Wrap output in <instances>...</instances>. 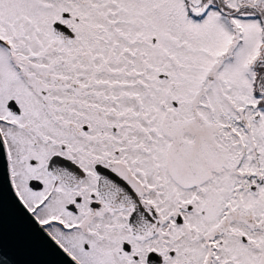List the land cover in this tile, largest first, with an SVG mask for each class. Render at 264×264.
Instances as JSON below:
<instances>
[{
    "label": "snow or ice",
    "instance_id": "snow-or-ice-1",
    "mask_svg": "<svg viewBox=\"0 0 264 264\" xmlns=\"http://www.w3.org/2000/svg\"><path fill=\"white\" fill-rule=\"evenodd\" d=\"M0 264H264V0H0Z\"/></svg>",
    "mask_w": 264,
    "mask_h": 264
}]
</instances>
